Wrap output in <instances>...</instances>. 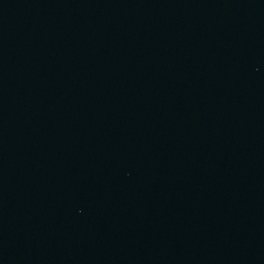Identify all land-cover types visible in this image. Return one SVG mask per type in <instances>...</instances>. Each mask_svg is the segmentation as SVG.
Listing matches in <instances>:
<instances>
[{"label": "water", "instance_id": "95a60500", "mask_svg": "<svg viewBox=\"0 0 264 264\" xmlns=\"http://www.w3.org/2000/svg\"><path fill=\"white\" fill-rule=\"evenodd\" d=\"M0 264H264V0H0Z\"/></svg>", "mask_w": 264, "mask_h": 264}]
</instances>
